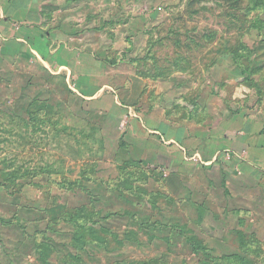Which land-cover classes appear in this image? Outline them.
<instances>
[{"label":"rangeland","instance_id":"374dc122","mask_svg":"<svg viewBox=\"0 0 264 264\" xmlns=\"http://www.w3.org/2000/svg\"><path fill=\"white\" fill-rule=\"evenodd\" d=\"M7 1L25 42L0 33V264H264L257 12L243 0ZM73 52L100 77L82 79ZM52 203L95 218L106 250L51 231Z\"/></svg>","mask_w":264,"mask_h":264},{"label":"trees","instance_id":"16d2710c","mask_svg":"<svg viewBox=\"0 0 264 264\" xmlns=\"http://www.w3.org/2000/svg\"><path fill=\"white\" fill-rule=\"evenodd\" d=\"M243 1H246L248 3L247 5H248L249 11L257 12L256 18H255V23L257 24V26H255V29L257 28V29L263 30L264 29V0H243ZM251 4L253 5L252 8H250ZM239 67H242V65H239ZM81 78L86 79V77H81ZM102 86L103 85L96 87L93 92H90L92 93L90 94V96H87L88 94L83 93L84 91H80V93L84 97H93L101 89ZM86 138L90 139L92 138V135ZM22 169L23 168L20 167L15 172L18 173L22 171ZM42 171L50 175L59 173L55 170H52V168H49V167L47 169H43ZM8 176L12 178H16L17 174L12 173L11 175H8ZM8 181L10 182L12 180L6 179V181L2 184V186L5 188H9V186H6V182ZM77 182L68 183V184H70L71 186V185H74V183L76 184ZM12 183H15V181H12ZM22 186L23 185H21V187ZM49 211L52 214V217L50 220L52 224L49 227L51 231H56L57 227L61 226L62 224L70 226L73 230V232L71 233L72 234L71 242L74 245V247L81 248L83 250L85 247H88V246H97L103 250H106V247H105L106 242L102 237H100V235L98 234L96 230V226H99V223L96 221L95 218H92L91 216H87V215L81 216L80 214L72 215L68 213L66 206H63L62 204H58V203L56 205L52 203ZM103 231L105 233L108 232L104 229ZM193 242L195 245V251H198L199 249L196 247L197 241L193 240ZM119 244H121L120 241H119ZM40 247L43 248L44 250L46 248V245L40 244Z\"/></svg>","mask_w":264,"mask_h":264},{"label":"crops","instance_id":"0c3cea01","mask_svg":"<svg viewBox=\"0 0 264 264\" xmlns=\"http://www.w3.org/2000/svg\"><path fill=\"white\" fill-rule=\"evenodd\" d=\"M6 3L4 4L5 5L4 8H2L3 4H0V7H1V9H0V27H1L0 33L4 34L3 36H5L7 38V39L4 38L3 40L4 41H9V40H14V39L17 38L16 40L18 42L24 43L25 42L24 40L18 39V37L21 38L22 34L21 33H15L14 34L13 32H11V27H9L8 24L4 20L7 17L5 15V13H4L6 11L5 9H9L8 7L10 6V4H9L8 1ZM16 6L17 5H14V4L11 5L10 6L11 7V10H14V8ZM35 17L36 16H33L32 19H35ZM22 38H24V37L22 36ZM58 48H59V46L55 50L51 51L50 57L55 56L58 53V51L60 53L61 50L63 49V47L60 50H58ZM39 53H41V52H39ZM76 55L78 56L79 54L73 52V56H72V58L70 60H71V62H74L75 61V64L77 63V67L80 69V72H81V77H86V76H87L86 78H88L90 76H92V77L95 76L97 78L100 77V72H98L99 69L98 68H95L94 62H91V63L83 62L82 63V61H81V63H80L78 61V59L76 58L77 57ZM37 56L40 57L38 54H37ZM41 56H43V54ZM104 88H105V85H103V87H101V89L93 97H84V98L87 99V100L90 99V98H94L97 94L99 95L100 92H102ZM87 94H88L87 96H90V94H92V93H87ZM80 96H82V95L80 94Z\"/></svg>","mask_w":264,"mask_h":264}]
</instances>
